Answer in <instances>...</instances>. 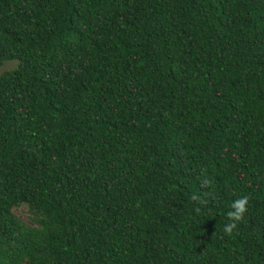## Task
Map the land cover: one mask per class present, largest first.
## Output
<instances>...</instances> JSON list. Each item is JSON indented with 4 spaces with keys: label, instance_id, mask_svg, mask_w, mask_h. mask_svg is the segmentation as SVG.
I'll return each instance as SVG.
<instances>
[{
    "label": "trees",
    "instance_id": "1",
    "mask_svg": "<svg viewBox=\"0 0 264 264\" xmlns=\"http://www.w3.org/2000/svg\"><path fill=\"white\" fill-rule=\"evenodd\" d=\"M11 61L0 264H264V0H0Z\"/></svg>",
    "mask_w": 264,
    "mask_h": 264
},
{
    "label": "clouds",
    "instance_id": "2",
    "mask_svg": "<svg viewBox=\"0 0 264 264\" xmlns=\"http://www.w3.org/2000/svg\"><path fill=\"white\" fill-rule=\"evenodd\" d=\"M205 184H207L208 182L205 181ZM193 199H196V197H193ZM249 203V197L244 196L240 199L235 200L232 204H231V211H229L227 213L228 217L230 220H232V223L226 224L224 226V231L226 233H228L229 235L232 234L233 229L236 227V223L235 221H239L243 218L244 213L247 212V206Z\"/></svg>",
    "mask_w": 264,
    "mask_h": 264
},
{
    "label": "rangeland",
    "instance_id": "3",
    "mask_svg": "<svg viewBox=\"0 0 264 264\" xmlns=\"http://www.w3.org/2000/svg\"><path fill=\"white\" fill-rule=\"evenodd\" d=\"M15 65V62H6L2 66H0V73L3 71L9 70L13 68ZM13 213L19 217L20 220L24 221L26 224H33L32 221V212L27 208L25 205H21L19 207H16L13 209Z\"/></svg>",
    "mask_w": 264,
    "mask_h": 264
}]
</instances>
